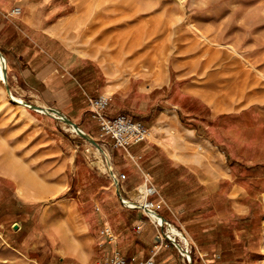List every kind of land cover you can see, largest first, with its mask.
I'll list each match as a JSON object with an SVG mask.
<instances>
[{"label":"crops","instance_id":"obj_1","mask_svg":"<svg viewBox=\"0 0 264 264\" xmlns=\"http://www.w3.org/2000/svg\"><path fill=\"white\" fill-rule=\"evenodd\" d=\"M74 1L0 0V27L8 33L2 41L13 62V73L37 104H42L34 105L35 109L54 117L59 114L49 108L58 110L95 138L100 130L89 112L88 98L108 95V116L126 113L150 130L148 139L130 144L128 151L113 148L111 139L102 136V146L112 153L114 169L121 171L126 195L144 182L146 174L158 192L151 198L162 203L159 214L181 228L200 253L193 257L195 264H264V149L257 150L262 160L256 164L235 163V169L243 171L240 175H235L227 162L233 136L242 147H255L251 144L255 133L264 136V105H248L234 114L220 116L207 103L189 98L191 105L201 109L199 123L204 126L203 130L201 126L186 128L178 107H163L164 99L146 100L147 96L153 97L156 87L161 89L166 83L137 82V76L127 82L115 79L99 58L71 46L69 40L80 25ZM13 6L20 7L18 14H11ZM96 128L95 135L92 130ZM175 130L214 155L217 159L213 167L221 169L209 170L199 154L190 159ZM45 143L41 151L45 159L33 164L35 172H50L47 178L35 173L37 181L48 182L44 192L37 182L31 188L22 175V169L31 165L24 163L19 153L14 156L16 164L6 161L7 179L18 178L13 181L21 200L58 195L68 187L66 169H84L98 176L91 186L94 196L71 197L68 187L65 196L55 201L71 208L58 221L51 217L48 224L58 264H103L115 248L135 263L152 256L154 264H169L163 259L164 253L154 249L152 223L139 209L121 204L110 177L94 173L79 157L83 154L60 131L47 135ZM186 170L197 176L189 180L192 190L185 189ZM58 184L62 185L60 190ZM207 197L209 205H205ZM221 200L223 206L218 205ZM18 226L16 223L13 228ZM106 232L113 238L109 239Z\"/></svg>","mask_w":264,"mask_h":264},{"label":"rangeland","instance_id":"obj_2","mask_svg":"<svg viewBox=\"0 0 264 264\" xmlns=\"http://www.w3.org/2000/svg\"><path fill=\"white\" fill-rule=\"evenodd\" d=\"M74 2L77 3L76 15L80 25L69 40L71 46L80 53L99 58L107 65L109 76L115 79L127 82L132 76H137V82L166 83L161 89L156 87L153 97L147 96L146 100L164 99L163 107H178L180 120L186 128L201 126L203 130L204 126L199 123V118L203 116L201 109L191 105L189 98L207 103L220 116L229 112L234 114L248 105H264V0ZM4 28L0 27V51L5 57L7 71L6 82L0 73V264H58L48 224L52 222L51 217L58 221L71 208L65 204L58 205L60 201H55L65 196L64 191L68 187L71 197L94 196L95 189L91 186L98 176L84 169H66L68 187L58 195L23 201L17 195L15 181L18 178L7 179V162L16 164L14 156L19 153L24 163L31 165L22 169V175L30 182L31 188L37 182L38 188L44 192L48 182H38L35 173L41 175L40 178H47L50 172H35L33 164L45 159L41 151L44 152L45 137L52 132L60 131L63 137L69 138L83 154L79 157L98 175L109 177L106 166L112 164L108 162L112 153L102 146V136L96 135L97 128L92 130L96 135L94 140L106 153L71 131L63 120L12 99L6 85L13 97L29 104L42 105L37 104V99L23 88V82L13 73V62L2 41L8 35ZM137 98L142 99L140 94ZM174 132L190 159L199 154L209 170L221 169L213 167L217 159L214 155L194 144L192 138H186L177 130ZM233 137V148H229L231 156H227L233 170L237 162L250 161L253 165L262 160L257 150L264 149L259 145L264 144V136L254 134L251 144L255 147H242L241 141ZM116 169L117 173L121 172ZM189 172L186 170V190L193 189V186L189 187V180L197 177ZM241 172L234 170L235 175ZM140 185L129 190V196H134ZM61 188L62 185L58 184L57 190ZM222 201L218 205L223 206ZM209 202L207 197L205 205ZM16 223L19 226L14 229ZM154 229L155 251H162L163 259H167L169 264H185L176 248L167 239L158 237L163 235L164 228ZM187 239L192 245V257L199 255L193 242Z\"/></svg>","mask_w":264,"mask_h":264},{"label":"built area","instance_id":"obj_3","mask_svg":"<svg viewBox=\"0 0 264 264\" xmlns=\"http://www.w3.org/2000/svg\"><path fill=\"white\" fill-rule=\"evenodd\" d=\"M19 12V7L12 8L11 13L18 14ZM109 101L110 97L106 94H99L96 97L88 98V109L92 118H94L98 124L100 136L110 138L113 148L120 147L125 151H128L130 144L149 138L150 130L141 120H135L126 113L108 116L105 113V108L108 106ZM106 169L115 188L118 190V197L121 204L128 208L139 209L155 228H164L163 235H159L158 237H160V239H167L169 243L176 248L185 264H194L191 255L192 245L186 235L172 222L159 214L162 203L151 198L152 195L158 192L147 175H144V182L138 187L135 195L127 196L126 191H124L121 186L122 175L115 171L112 164L110 166L107 164ZM115 181L118 182V187H116ZM140 198L143 200H140ZM175 228H177L178 231L175 230ZM106 233L108 235V232ZM108 236L109 239L113 238L112 235ZM104 264H154V258L150 256L135 263L134 260L128 259L115 248L111 251Z\"/></svg>","mask_w":264,"mask_h":264},{"label":"water","instance_id":"obj_4","mask_svg":"<svg viewBox=\"0 0 264 264\" xmlns=\"http://www.w3.org/2000/svg\"><path fill=\"white\" fill-rule=\"evenodd\" d=\"M0 57L2 58V53H1V51H0ZM1 72H2V80H3L4 82H6L7 71H6V66H5V64H4V61H3V64H2ZM5 87H6V91H7L9 94H11V91H10L9 87H8L7 85H6ZM24 104L27 105V107H29V108H31V109H33V110L35 109L34 104H29V103H27V102H25V101H24ZM49 109H50V110H54L55 112H57L58 114H60V116H61L60 119L63 120L64 122H66V124L73 126V127L76 129L77 134H78L79 136H81L82 138L88 140V141H89L90 143H92L93 145H95V146H97V147H100V145L94 140L93 137H91L89 134H87V133H85L83 130H81V128H79V126H78L75 122H73L71 119H69V118L66 117L65 115L61 114L58 110H55V109H53V108H49ZM109 162H110V159H109ZM115 184H116V187L119 186L117 181H115ZM116 192H117V194H118V190H117V189H116Z\"/></svg>","mask_w":264,"mask_h":264},{"label":"bare ground","instance_id":"obj_5","mask_svg":"<svg viewBox=\"0 0 264 264\" xmlns=\"http://www.w3.org/2000/svg\"><path fill=\"white\" fill-rule=\"evenodd\" d=\"M3 61H4V64H5V66H6L5 57L2 55V58L0 57V73H1V74H2V72H1V68H2ZM250 61H251V60H250ZM253 66H254V65H253ZM9 95L12 97V99H13L15 102L20 103V104H22V105H24V106H27V105L24 104V101L18 99L17 97H13L12 94H9ZM57 118H59V119L61 118L60 114L57 115ZM68 128H69L71 131H74V132L77 133L76 129H75L73 126L68 125ZM94 146H95V145H94ZM95 147H97V146H95ZM97 148H99L102 152H105L101 147H97ZM105 153H106V152H105ZM108 162H109V156H108ZM109 163H110V162H109ZM141 200H143V199L141 198ZM175 230L178 231L177 228H175ZM181 237H182V236H181Z\"/></svg>","mask_w":264,"mask_h":264}]
</instances>
